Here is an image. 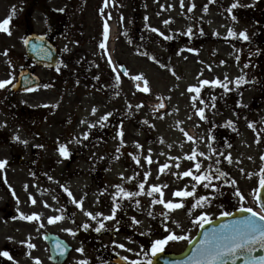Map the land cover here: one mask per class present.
I'll return each mask as SVG.
<instances>
[{
    "label": "rangeland",
    "instance_id": "rangeland-1",
    "mask_svg": "<svg viewBox=\"0 0 264 264\" xmlns=\"http://www.w3.org/2000/svg\"><path fill=\"white\" fill-rule=\"evenodd\" d=\"M23 1L0 0V22L15 12L13 22L8 25L10 34L0 32V80L11 79L14 82L16 68L23 62L25 23L22 10L18 11L22 9ZM58 1L51 0L50 3ZM112 1L107 0L105 6V0H79L76 17L79 28L73 30L75 33L70 31L71 38L67 37L58 44L62 54V74L54 82L51 74L38 72L42 86L34 92L11 97L7 92L9 85L0 89V159H14L11 161L14 164L0 170V182L11 189V200L28 201L31 195L40 215L38 223H44L47 229L50 228L48 218L55 216L59 201L65 198L72 203V197L64 187L76 200L86 199L89 206L83 204V209L89 211L90 205L97 210L102 208L106 193L113 197L118 192L115 186L120 185L126 191L141 193L134 196L139 201L135 208L141 212V216L135 218L139 221L135 229L142 236L141 241L149 236L146 235L148 231H153L156 239H162L171 231L192 240L199 227V223H192L195 216L204 212L211 219L219 216L221 210H237L255 202L259 173L264 167L261 159L264 156V47L260 44L264 34V2L239 0L240 6L229 14L227 9L234 0H183V7L181 0H115V5ZM193 4L192 12H188V7ZM32 19L33 31L39 32V14L35 13ZM169 19L170 23H163ZM105 22L108 26L111 22L114 25L113 48L108 49L110 55L102 32ZM152 28L159 29L171 39L151 31ZM230 28L235 35H228ZM189 29L191 32L186 35ZM241 31L246 32L247 40L239 36ZM226 38L232 44L221 41ZM98 42H103L105 48L98 46ZM73 51H77L78 56L82 55L77 65L85 66L81 87L70 77ZM119 64L127 69V75L114 71ZM107 67L115 73H110ZM94 74H99L101 79L106 77L109 81L105 83L106 90L97 89L103 81L91 82ZM117 75L120 76L118 82ZM137 75L143 78L137 80L134 78ZM241 76L244 79L238 86L236 80ZM145 79L150 89L148 92L142 91ZM204 79H219L227 84V90L211 84L202 86L199 94L188 90L189 86L200 87V81ZM137 81L142 89L135 87ZM241 85L246 89L240 106L235 104L236 94L232 96L228 92L239 89ZM98 90L103 95L98 94ZM193 96H197L195 101ZM156 101H163L167 109L164 112L153 110L159 109L154 106ZM201 107L206 110L205 119L197 115V109ZM109 112L112 115L108 119H116L123 136L117 135L115 127L111 131L106 128L108 141L98 143L88 139L86 142L84 134H91L104 122L100 118ZM250 121L254 122L255 130L249 128ZM188 130L192 132L191 141L185 135H190ZM209 135L219 140L217 146H212L216 153L208 147ZM218 143L228 145L221 149ZM61 144L68 149L67 157L58 151ZM193 148L198 153L204 152L205 156L197 155L192 161L186 159ZM115 151L117 154L112 156ZM229 153L233 159L231 164L225 159ZM20 155L29 164L26 167L30 172L15 162ZM31 155L38 157L34 161ZM149 156L151 163L145 159ZM216 160L220 161L219 165L215 164ZM197 161L202 163V168L218 167L228 175L212 181L218 185L217 192L204 189L202 184L196 185L198 195H212L209 203L193 209L190 215L188 210L194 198L174 197L173 191L185 189L186 185V190L191 191L195 181L179 174L188 169L198 174L194 167ZM166 163L169 167L161 172L160 167ZM31 167L36 170L31 171ZM105 168L104 174L101 170ZM92 169L101 173L96 174L103 180L101 185L97 183L98 179L91 181ZM146 172L149 173L147 179ZM231 180L236 181L235 185L225 183ZM141 182L145 184L143 191L138 188ZM153 185L161 186L165 201L183 203V207L170 210L153 203L154 199H160L159 193L147 195ZM237 188L245 197L243 201L235 195ZM6 198L0 192V202ZM45 202L48 207H45ZM78 213L77 218L81 221L84 211L80 209ZM164 213H167V219ZM99 222L90 218V228ZM64 239L71 243L70 239ZM121 242H125V246H135L130 240ZM187 243L188 240L169 241L163 250L178 253ZM134 255L137 260L141 256L142 264H148L145 251H136Z\"/></svg>",
    "mask_w": 264,
    "mask_h": 264
},
{
    "label": "flooded vegetation",
    "instance_id": "flooded-vegetation-1",
    "mask_svg": "<svg viewBox=\"0 0 264 264\" xmlns=\"http://www.w3.org/2000/svg\"><path fill=\"white\" fill-rule=\"evenodd\" d=\"M51 0H24V21L26 22V33H30L32 29L33 15L38 13L41 19L40 34L43 35L49 42L58 47V43L63 40L66 35L71 33L70 31L78 30V19L76 18L79 9V0H59L56 4H51ZM63 9V11H61ZM75 33V31H73ZM59 49V47H58ZM73 58L76 60L78 52L74 51ZM24 67L27 69H33L30 61L25 60ZM44 73L56 74L53 70L42 69ZM74 78L76 82L79 80V71H74ZM98 80L93 79V82H102L98 88L102 91L106 90L105 83L109 81L107 79ZM110 90V87L108 88ZM102 91H98V94L103 95ZM18 94H12L15 96ZM113 123L109 121L100 124L97 129H94L91 134L88 135V139L92 142L102 143L107 139L108 135H105V130L108 128L111 130ZM36 160V157H33ZM4 160V159H3ZM5 167L11 166L12 160H6ZM18 164L23 167L26 163L23 162L21 156L18 157ZM35 168L33 167L32 170ZM105 173V172H103ZM94 175L93 173H91ZM4 186V184H0ZM2 193L9 196L10 192L3 187L0 189ZM21 191V190H20ZM83 199V204L89 206ZM136 198H123L122 195H117L116 199L113 197L106 199L102 208H94L90 205L89 211L93 214L102 213L104 216L111 214L113 203L119 205L115 218L112 220H103V216H98L96 219L104 221V227L97 232L95 229L99 227V224L90 228V217L84 215V220L78 222L75 218L79 211L76 205L61 204L57 210L56 215H60L63 219L52 223L54 231L52 233L60 235L64 231L62 227L63 223H66L71 227L74 235L71 234L73 240V246L70 249V254L73 255L71 264H79L80 261L86 260L87 264H130L131 260H137L136 254L138 251L142 253L150 251L151 242L154 241L155 233L148 231L146 240L141 241V235L136 232L135 224L132 221L133 217H140L141 212L135 209ZM37 212L35 206H33L27 200H19V203L6 198L0 202V251H8L12 259L9 260L6 257L0 256V264H36L38 258L40 264H55L51 261L50 250L46 243L43 241V236L48 234L47 229L41 230V225L36 220L28 221L21 219L20 214L25 216ZM137 217V218H138ZM87 223L89 227L85 228L83 225ZM108 223V224H107ZM42 227H46L43 223ZM9 239H16V242H10ZM121 240H130L135 246H125L120 248V244H125ZM156 240V239H155ZM32 241L35 245L34 248H29L27 245ZM23 242V243H22ZM115 242V243H114ZM77 248H82L83 252L76 251ZM127 249H132V253H129ZM121 257H128V260H123ZM69 260V259H68ZM68 260L66 262H68ZM124 261V262H123ZM66 262L64 264H66ZM142 264L141 256L139 260Z\"/></svg>",
    "mask_w": 264,
    "mask_h": 264
},
{
    "label": "snow or ice",
    "instance_id": "snow-or-ice-1",
    "mask_svg": "<svg viewBox=\"0 0 264 264\" xmlns=\"http://www.w3.org/2000/svg\"><path fill=\"white\" fill-rule=\"evenodd\" d=\"M211 2V0H210ZM105 6H107V0H105ZM184 6L183 0H181V7ZM239 0H234V2L229 6V8L227 9V11L229 12V14L232 13V10L239 7ZM161 7H163V5H161ZM171 7V5L169 6ZM195 7V5H191L188 7V12H192L193 8ZM61 11H63V9H61ZM101 11H103V9H101ZM204 11H207V7L205 6ZM109 18H111L110 14H109ZM11 17L5 18L2 22H0V30L9 33V22H10ZM148 18L145 17V20H147ZM232 19L235 20L236 17L233 15ZM164 24H168L170 23V19L169 20H165L163 21ZM147 27V25H146ZM108 31H109V26L107 24V22H105L104 24V37L105 39H107L108 36ZM151 31L153 32H157L159 35L163 36L165 39H171L170 36H165V34L163 32H159V29L156 28H152ZM191 29H189L187 34H190ZM228 35L229 36H233L235 35V33L233 32V30L230 28L228 30ZM239 36L244 39L247 40L248 36L246 34V32L241 31L239 33ZM25 43H28L27 40H25ZM101 48H105V44L101 43L99 45ZM67 50V49H65ZM189 51H193V49H188ZM5 54H7V51L5 52ZM147 55V53H146ZM150 59L155 60L154 56H150ZM109 63L111 64V58H109ZM223 63V62H222ZM247 67V65H245ZM210 67V66H209ZM59 70V69H58ZM115 71V69H114ZM124 73L125 75H127V69H124ZM175 75V73H173ZM137 80L142 79V75H137L136 77H134ZM179 78V77H178ZM120 76L117 75L116 76V80L117 82L119 81ZM243 76L237 78L236 83L239 86V84L243 81ZM225 80H227V76L225 77ZM12 84V80L11 79H4V80H0V89L5 88L7 85H11ZM219 85L221 87H224L227 90V84L226 83H222L219 79H213L211 81L204 79L200 81V87L197 86H189V91L190 92H195L197 94L200 93L201 91V87L204 85ZM47 87V85L45 86ZM31 90V89H28ZM142 91L144 92H148L150 91L149 87H148V81L145 79L144 80V87L142 89ZM192 99L195 101L197 99V96H193ZM201 103H203V101H201ZM137 107H140L139 105H137ZM160 107H163V104L160 105ZM96 109L93 108V112H95ZM204 108L201 107L199 109H197V115L200 116L201 119H205L204 116ZM112 113H106L104 116H102L100 119L101 121H107L109 116H111ZM229 125H231V122H229ZM249 128H253V130H255V124L254 122H249L248 124ZM87 133L84 134L85 138H87ZM117 135L119 136H123V132L122 130L120 132L117 133ZM185 135H187V139L189 141L193 140V137L191 135H188L187 133H185ZM15 139L19 140V137H15ZM214 138L209 135L208 140L211 141ZM257 142H259V134H258V140ZM26 143V141H25ZM231 145H229L230 147ZM42 147V146H41ZM137 147H140L139 144H137ZM209 149L213 152L216 153L215 149H212V145L209 144L208 145ZM58 151L60 153L61 156H65L67 157L69 155L68 153V149L65 145L61 144L58 148ZM149 152H151V149H149ZM197 155L204 157L205 153L204 152H197V150L195 148H193L192 153L190 155L186 156V159L192 161V160H196ZM219 155H224L223 153H219ZM210 158V157H208ZM133 159L136 160L137 163H139V160L133 156ZM147 160L148 163H151V157H146L145 158ZM225 159L227 160V162L229 164L233 163V159L231 157V154L229 153L227 156H225ZM249 159H251V157H249ZM261 159L264 160V156H261ZM7 161L6 160H0V169H3L6 165ZM220 161L216 160L215 164L219 165ZM169 165L166 163L164 165H162L160 167V171L163 172L166 168H168ZM177 167H179V165H177ZM195 169L197 170L198 174H194L192 169H188L183 171L182 173L179 174L180 177H191L193 181H195V183L192 184L191 186V191L186 190L187 189V185L185 186V189H177L173 191V196L174 197H182V198H187V197H193L194 198V202L191 205V208L188 210L189 214L191 215L192 210L196 209L198 207H203V205L205 203H209L210 199L209 197L212 195V193H209L207 196L206 195H198L197 194V190H196V185L198 184H202V187L204 189H212V192H217L218 191V185L212 183L213 180H220L221 177L227 176L228 174L224 171H222L220 168H215L212 169L211 166L207 167V168H202V163L200 161H197L194 165ZM241 172L244 171V169H240ZM149 173L146 172L145 173V179H147ZM173 175H177L176 173H173ZM260 180H259V185L261 188H264V167L261 168L260 170ZM121 176H123V174L121 173ZM249 176H251V173H249ZM50 180L52 179V177H48ZM127 179H132V177H128ZM5 182H7L5 180ZM225 183H231L233 185H235L236 181L235 180H231V181H225ZM64 187V186H61ZM118 189V192L116 194L113 195V200L116 199L117 195H122L125 198H131L134 196H137L139 194H141L140 192H129L126 191L124 188H122L120 185H116L115 186ZM163 187H167V185H164ZM25 188H27V185H25ZM138 188L143 191L145 188V184L144 182H141L138 185ZM64 191L70 196L72 197V203L76 205L77 208H80L82 211H84L85 216H88L90 218H92L93 220H95L98 216H103V220H112L115 218V214L117 212V209L119 207V205L117 203H113L112 205V209H111V214L104 216L102 213H96L93 214L90 211H86L83 209V197L81 198V200H76L75 197L72 196L71 191H69L68 188L64 187ZM153 193H159L160 194V199H154L153 203H159L162 204L166 209H170V210H174V209H179L183 207V203H173L172 201H165L163 199V192L161 190V186L159 185H153L150 187V190L147 192L148 196H152ZM13 196H15V192H12ZM235 195L237 197H239V199L241 201H243L245 199V197L243 196V194L241 193V191L237 188L235 191ZM29 199L31 200V202L33 204L36 203L35 199L31 197V195H29ZM17 202L19 203V200L17 199ZM136 205L139 206V201H136ZM49 205H47V202H45V207H48ZM241 211L247 212V213H251L250 216H243L240 217L239 219H236L234 221H232L231 223H225V224H221L219 225L217 228H213L208 232L204 233V237L203 239H201L199 241V243L195 246L194 249H192V255L188 256L186 258L185 261H177L174 262V264H224L225 258L227 257H232L235 258L237 256V254H241V255H247L249 258L246 260V264H264V256H251V253L253 251H255V245H259V247L264 248V214H258L256 212H254L251 208H243L241 207ZM149 215H151V213H149ZM165 218L167 219V213H164ZM221 216H230L231 213L230 212H221L220 213ZM258 216V219H255V217ZM20 218L21 219H26L28 221H34V220H39L40 219V215L38 213H32L30 215L25 216L23 213L20 214ZM63 219L62 216L60 215H56V216H52L48 218V223H54L56 221H59ZM103 220H101L99 222V227H97L95 230L97 232H99L103 227H104V223ZM132 221L134 224H138L139 221L135 219V217L132 218ZM173 223H177L176 221H173ZM192 223L195 225L197 223H199V226L202 228L206 223H209V219L206 213L202 212L200 215L195 216V218L193 219ZM43 225H41L42 227ZM83 227L87 228L89 227V225L87 223H85L83 225ZM177 227H180V225L177 223ZM165 228L167 230V225H165ZM65 231L71 233V234H75L73 232L72 229H64ZM175 240H188L189 243H191V239H189L188 236L186 235H176L175 233H172L171 231H168V234L166 236H164L162 239H156L154 241L151 242V255H155L158 252L163 251L164 246L169 242V241H175ZM23 243V242H22ZM115 243V242H114ZM29 248H34L35 245L28 243L27 245ZM57 250L61 252V254H63L64 251V247L61 244H57L56 245ZM120 248H125L124 244H120L119 245ZM128 251H132V249H127ZM76 251L78 252H83L82 248H77ZM147 255V254H146ZM0 256L2 257H6L7 259L11 260L12 257L9 254L8 251H0ZM121 259L123 260H128V257H121ZM36 264H40L39 259H36ZM79 264H87L86 260H82L79 262ZM130 264H140L139 260H131ZM148 264H152L151 260H148Z\"/></svg>",
    "mask_w": 264,
    "mask_h": 264
},
{
    "label": "water",
    "instance_id": "water-1",
    "mask_svg": "<svg viewBox=\"0 0 264 264\" xmlns=\"http://www.w3.org/2000/svg\"><path fill=\"white\" fill-rule=\"evenodd\" d=\"M26 40L28 43H25L28 56L30 59L36 64L45 67H53L56 64L57 57L55 53V49L43 38L30 36L27 37ZM38 87V80L31 73L28 72H20L18 76V82L10 88L11 92H26L30 91L28 89H36ZM257 202L262 211L264 212V188H259L257 191ZM251 213H247L244 211L234 212L230 216H223L218 218L215 221L206 223L202 228L200 227L199 232L196 238L188 245L184 253L180 255H157L153 264H174L177 261H185L188 256L192 255V249L199 243L201 239L204 237V233L210 231L213 228H217L221 224L231 223L232 221L239 219L243 216H250ZM258 219V216L255 217ZM54 245L58 244L57 242L53 243ZM62 245H64L62 243ZM255 251L251 253V256H264V248L259 247V245H255ZM249 257L241 254H237L235 258L227 257L225 258L224 264H246V260Z\"/></svg>",
    "mask_w": 264,
    "mask_h": 264
},
{
    "label": "trees",
    "instance_id": "trees-1",
    "mask_svg": "<svg viewBox=\"0 0 264 264\" xmlns=\"http://www.w3.org/2000/svg\"><path fill=\"white\" fill-rule=\"evenodd\" d=\"M264 33V32H263ZM221 41L222 42H225V43H230V40L229 39H221ZM260 43H261V45H262V47H264V34H263V36L261 37V39H260ZM213 144H214V142H213ZM215 145V144H214Z\"/></svg>",
    "mask_w": 264,
    "mask_h": 264
},
{
    "label": "bare ground",
    "instance_id": "bare-ground-1",
    "mask_svg": "<svg viewBox=\"0 0 264 264\" xmlns=\"http://www.w3.org/2000/svg\"><path fill=\"white\" fill-rule=\"evenodd\" d=\"M135 87L136 88H141V84H140V82H136V84H135ZM153 109V108H152ZM154 110V109H153ZM188 133L190 134V135H192V132H191V130H188Z\"/></svg>",
    "mask_w": 264,
    "mask_h": 264
}]
</instances>
